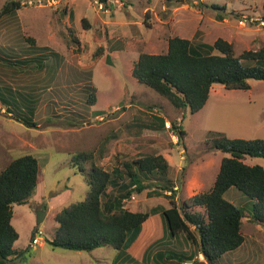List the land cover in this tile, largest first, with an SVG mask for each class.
<instances>
[{
  "label": "rangeland",
  "instance_id": "obj_1",
  "mask_svg": "<svg viewBox=\"0 0 264 264\" xmlns=\"http://www.w3.org/2000/svg\"><path fill=\"white\" fill-rule=\"evenodd\" d=\"M8 2H20L21 8L15 17L0 18V62L11 72L5 78L0 65V94L16 97L22 91L29 97L23 110L17 108L20 112L13 106L7 112L8 104L0 100V172L11 160L32 155L44 173L27 203L14 207L12 224L19 233L14 249L28 252L12 264L123 263L120 257L116 261L119 252L110 246L88 253L50 244L58 231L56 215L87 197V176L94 164L112 171L146 155H162L178 189L175 202L182 206L213 187L222 159L228 156L213 148L210 138L264 139V81H251L249 91L214 85L204 109L191 114L132 74L140 54L166 53L174 37L195 45L224 39L233 44L237 56L261 50L264 0H109L105 7L95 0H0V14ZM24 57L32 60L24 63ZM28 105L35 110H25ZM31 117L33 126L25 122ZM173 121L187 132L186 147L178 143ZM246 164L264 168V158L248 157ZM155 178L160 179L154 176L148 182L155 192L135 194L125 202L126 209L151 213L172 206L170 192L157 188ZM225 199L246 212L242 233L248 240L256 237L260 248L253 259H247L244 250L229 255V264H264V223L250 217L254 202L235 187ZM43 211L46 215L38 224L37 214ZM192 211L204 213L201 207ZM160 214L151 213L135 251L128 247L125 254L140 264L148 263V252L163 251L168 257L175 252L198 254L185 236L166 234L168 224L167 230ZM228 258L219 263L228 264ZM165 261L181 264L178 258Z\"/></svg>",
  "mask_w": 264,
  "mask_h": 264
},
{
  "label": "trees",
  "instance_id": "obj_2",
  "mask_svg": "<svg viewBox=\"0 0 264 264\" xmlns=\"http://www.w3.org/2000/svg\"><path fill=\"white\" fill-rule=\"evenodd\" d=\"M95 1L103 7L109 3V0ZM20 8V2H8L0 18L15 17ZM24 40L35 43L33 38L25 37ZM31 60L24 57L22 62L28 64ZM2 67L5 78L10 77L7 66ZM132 74L139 83L167 99L175 108L189 109L191 114H196L207 104L214 85H222L227 90L249 91L251 81H264V48L237 56L233 44L224 39H218L214 44L195 45L191 40L174 37L169 40L166 53L140 54ZM16 92L20 91L16 89ZM23 93L21 91L16 97L8 95L7 98L0 94V100L4 98L3 102L8 104L7 112L14 110L11 106L16 110H23L22 107L27 106L24 100L29 96L24 97ZM90 97L94 104V96ZM29 107L25 110H30ZM19 112L14 114L18 119L21 115ZM25 122L29 126L35 125L32 117ZM161 122L165 127V121ZM172 129L178 143L186 147L187 132L184 127L177 126L173 121ZM208 142L228 156L222 159L213 187L186 200L182 206L175 202L178 189L170 178L171 165L162 155H146L125 162L122 168L118 166L112 171L92 165L87 176L90 188L87 197L84 201L65 207L56 215L58 231L50 244L54 248L88 253L110 246L119 252L118 261L125 254L124 249L137 241L151 213L161 212L170 235L185 236L190 244L197 246L199 254L208 264H220V259L226 253L237 250L245 242L242 227L246 212L225 199L229 189L235 187L248 196L254 202V215L250 217L264 223V168L244 162L248 157L264 158V139H231L216 135ZM77 158L82 157L79 155ZM79 171L85 172V169L80 166ZM154 176L160 178L154 180L159 183L156 187L170 192L172 206L154 208L151 213L126 209L125 202L135 194L145 191L149 195L153 193V186L148 182ZM43 180L41 163L32 155L11 160L0 172V264H12L16 258H23L28 252L14 249L19 240V233L12 224L14 207L26 204ZM110 188L111 192L116 190V195L111 194ZM194 207L203 208L204 213L193 212ZM161 254L163 258H178L182 262L187 259L186 256L168 257L166 252Z\"/></svg>",
  "mask_w": 264,
  "mask_h": 264
},
{
  "label": "crops",
  "instance_id": "obj_3",
  "mask_svg": "<svg viewBox=\"0 0 264 264\" xmlns=\"http://www.w3.org/2000/svg\"><path fill=\"white\" fill-rule=\"evenodd\" d=\"M208 103V102H207ZM206 106V105H205ZM204 109V108H203ZM202 109V110H203ZM262 127L264 128V124L262 125ZM245 163L247 162V159L244 161ZM221 165V164H220ZM219 171H220V168H219ZM219 171H218V173H219ZM218 173H217V175H218ZM217 175H216V177H217ZM163 216V214L161 213L160 215H159V217H162ZM164 217V216H163ZM249 217V216H248ZM163 219V224L165 225V228L167 229V221H166V219L165 218H162ZM249 220H250V217L248 218ZM257 228H261V226L259 227V225H256V228L255 229H257ZM168 230V229H167ZM150 232V229L148 230V233ZM166 234H168V235H170V233H166ZM244 237H245V242H244V244L240 247V248H238L237 250H235V251H232V252H229V253H226L223 257H222V259L224 258V259H226V258H228V256L229 255H231V254H233V253H241V251L242 250H244L245 251V257L247 258V259H253V258H256L257 257V251H258V249L260 250V248L258 247L259 245H258V240H257V238L256 237H254V236H252L251 237V239H247V237L244 235ZM140 238V237H139ZM141 239V238H140ZM140 239H137V241H135L133 244H132V246L130 247V250H129V252H131V251H133L135 248V245L134 244H136V243H138L139 242V240ZM158 241H160V240H156V241H154V243H156V242H158ZM135 251V250H134ZM94 252V251H93ZM161 252H163V251H159V252H157V253H152L151 255H150V252H148V254H146V255H144L145 256V258L146 259H148L149 261H148V263H144V264H165L166 263V261H165V257L163 258V256H162V254H161ZM247 253H249L248 255H246ZM172 256L173 255H175V256H184V254H181V253H177V252H175V253H170ZM187 255V259L184 261V262H182L181 261V264H188V263H190V264H192V263H195V261H198L199 262V264H208L207 263V261L205 260V258H204V256L203 255H201V254H199V252H198V254H193V253H189V254H186ZM121 259H122V262L123 263H132L133 262V260H134V258L132 257V254H130V253H126V254H123L122 256H121ZM232 260H233V257H232V259H231V263H232ZM158 262V263H157ZM123 263H120V264H123ZM230 263V258H228V264ZM169 264H174V261H169Z\"/></svg>",
  "mask_w": 264,
  "mask_h": 264
},
{
  "label": "water",
  "instance_id": "obj_4",
  "mask_svg": "<svg viewBox=\"0 0 264 264\" xmlns=\"http://www.w3.org/2000/svg\"><path fill=\"white\" fill-rule=\"evenodd\" d=\"M45 215H46L45 211L38 212V214H37L38 224H41V222L43 221V218L45 217Z\"/></svg>",
  "mask_w": 264,
  "mask_h": 264
},
{
  "label": "built area",
  "instance_id": "obj_5",
  "mask_svg": "<svg viewBox=\"0 0 264 264\" xmlns=\"http://www.w3.org/2000/svg\"><path fill=\"white\" fill-rule=\"evenodd\" d=\"M33 242H34V243H37L35 239L33 240Z\"/></svg>",
  "mask_w": 264,
  "mask_h": 264
}]
</instances>
